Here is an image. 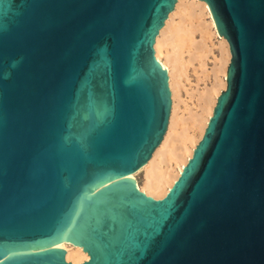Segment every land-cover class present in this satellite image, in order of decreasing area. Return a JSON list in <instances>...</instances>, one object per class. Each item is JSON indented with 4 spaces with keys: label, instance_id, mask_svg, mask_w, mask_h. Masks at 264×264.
<instances>
[{
    "label": "water",
    "instance_id": "95a60500",
    "mask_svg": "<svg viewBox=\"0 0 264 264\" xmlns=\"http://www.w3.org/2000/svg\"><path fill=\"white\" fill-rule=\"evenodd\" d=\"M176 1L0 0V264H264V0H203L226 86L164 196L125 178L167 128ZM69 227L83 261L48 246Z\"/></svg>",
    "mask_w": 264,
    "mask_h": 264
},
{
    "label": "bare ground",
    "instance_id": "6f19581e",
    "mask_svg": "<svg viewBox=\"0 0 264 264\" xmlns=\"http://www.w3.org/2000/svg\"><path fill=\"white\" fill-rule=\"evenodd\" d=\"M153 48L157 61L167 70L171 111L165 133L150 158L125 178L135 181L147 195L158 198L167 193L201 138L217 96L226 86L231 53L227 39L218 32L211 10L203 0H177L155 37ZM183 90L194 99L186 114L180 112L185 100ZM140 171L142 182L136 178ZM118 179L121 178L107 181L105 186ZM70 227L59 241L48 246L64 248L67 260L83 261L88 258L83 247L63 239Z\"/></svg>",
    "mask_w": 264,
    "mask_h": 264
},
{
    "label": "rangeland",
    "instance_id": "374dc122",
    "mask_svg": "<svg viewBox=\"0 0 264 264\" xmlns=\"http://www.w3.org/2000/svg\"><path fill=\"white\" fill-rule=\"evenodd\" d=\"M212 63H210L209 64V66L211 65ZM194 82H195V79H193V81H192V84L195 86V84H194ZM201 85H203V83H201ZM182 97L183 98H185V100L181 103V108H180V112L181 113H187V111H188V108H189V106H192V104H193V102H194V99L193 98H191V97H189V95L186 93L185 94V91L183 90V92H182ZM186 108V109H185ZM142 172L140 171V172H138L137 174H136V178H137V180L139 181V182H142Z\"/></svg>",
    "mask_w": 264,
    "mask_h": 264
}]
</instances>
